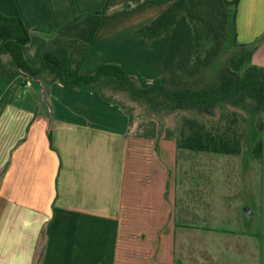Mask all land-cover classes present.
<instances>
[{
    "label": "crops",
    "instance_id": "0c3cea01",
    "mask_svg": "<svg viewBox=\"0 0 264 264\" xmlns=\"http://www.w3.org/2000/svg\"><path fill=\"white\" fill-rule=\"evenodd\" d=\"M105 1L14 0L30 30L31 42L23 47L30 64H41L53 28ZM173 1L162 0L157 14ZM143 12L116 14L120 19L104 32L116 33V23ZM0 13L14 14L10 0H0ZM155 15L136 20L133 34ZM236 21L239 40L257 42L254 58L264 47V0H239ZM171 34L153 39L163 50L146 58L147 73L137 68L134 49H111L129 57L110 61L128 65L135 80L146 77L151 84L162 72ZM98 35L88 57L95 48L107 49ZM85 62L84 73L102 63ZM45 72L41 81L51 99L45 109L16 103L20 93L14 92L0 106V264H174L177 217L169 214L175 200L169 195L176 187L175 142L143 133L98 84L66 87ZM214 260L224 264L221 254Z\"/></svg>",
    "mask_w": 264,
    "mask_h": 264
},
{
    "label": "trees",
    "instance_id": "16d2710c",
    "mask_svg": "<svg viewBox=\"0 0 264 264\" xmlns=\"http://www.w3.org/2000/svg\"><path fill=\"white\" fill-rule=\"evenodd\" d=\"M10 1L14 14L0 13V57L8 52L25 77L37 78L48 71L66 87H112L129 92L154 109L212 112L228 102L248 106L254 113L264 108V66L252 63L257 42L238 38L239 0H174L139 27L137 33L148 39L172 30L162 72L147 86L138 85L122 65L113 62L100 64L93 73L82 71L101 23L111 13V0L99 9L76 12L53 28L39 66L31 65L25 57L23 47L31 42L30 30L14 0ZM154 2L137 0L114 12L143 9ZM236 120L232 125L209 126L196 117L184 116L178 147L238 154L244 130ZM254 153L262 155V140L256 142Z\"/></svg>",
    "mask_w": 264,
    "mask_h": 264
},
{
    "label": "rangeland",
    "instance_id": "374dc122",
    "mask_svg": "<svg viewBox=\"0 0 264 264\" xmlns=\"http://www.w3.org/2000/svg\"><path fill=\"white\" fill-rule=\"evenodd\" d=\"M113 1L115 2L111 3V13L103 19L97 32V41L106 45L107 49L91 50L85 64L91 62L95 66L98 62L105 63L106 60L128 62L129 55L112 52L111 49H134L139 58L137 68L147 73L150 67L145 65L146 58L158 56L163 49H160L157 43L154 44L155 39H145L139 36L137 31L139 35L133 34V25L136 20L145 22L159 13L163 2L156 0L154 6L143 8L144 12L139 14L137 19L134 14L132 18L123 20L121 25L116 23L115 26L121 30L108 33L109 31L104 32V29L120 19L114 18L118 14L114 11L123 8L125 4L119 5V0ZM236 24L238 29V21ZM33 33L35 34V31ZM33 44L35 45V42ZM28 49L27 47L25 54L27 60L31 58ZM260 50L252 63L257 61L259 65L264 66V47ZM131 63L132 61H129V64ZM122 66L127 70L128 65ZM163 66L164 63L160 70ZM43 75L53 76L48 71ZM25 78L9 53L4 52L0 58V106L13 92L20 93L15 98L18 104L29 102L32 108L39 110L51 104L49 90L41 81L44 77H32L33 86L27 87L26 90L23 86ZM148 79L138 78L136 82L140 86H147L150 84ZM99 90L110 101L119 104L129 114L132 123L140 125L143 133L157 135V140L175 142L177 150L173 168L175 167L176 187L175 193L171 191L169 195L172 201L175 199L169 214L173 212L177 217L176 246L172 254L174 264H220L221 262L214 260L216 254H221L224 264H264V108L261 112L254 113L248 106L228 102L212 112H198L194 109H154L127 91L105 86H99ZM184 116L196 117L209 126L232 125L233 120L237 119L235 124L244 130L241 152L227 154L179 148L177 138ZM258 140L263 142V153L256 156L254 147ZM246 207L251 210V214L245 213ZM185 245L188 246L186 251Z\"/></svg>",
    "mask_w": 264,
    "mask_h": 264
},
{
    "label": "built area",
    "instance_id": "2783aa9c",
    "mask_svg": "<svg viewBox=\"0 0 264 264\" xmlns=\"http://www.w3.org/2000/svg\"><path fill=\"white\" fill-rule=\"evenodd\" d=\"M27 87L31 86L32 85V80L30 77H27L26 79V84H25Z\"/></svg>",
    "mask_w": 264,
    "mask_h": 264
},
{
    "label": "water",
    "instance_id": "95a60500",
    "mask_svg": "<svg viewBox=\"0 0 264 264\" xmlns=\"http://www.w3.org/2000/svg\"><path fill=\"white\" fill-rule=\"evenodd\" d=\"M245 213L249 215V214H251V210L248 207H246Z\"/></svg>",
    "mask_w": 264,
    "mask_h": 264
}]
</instances>
